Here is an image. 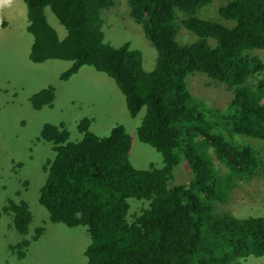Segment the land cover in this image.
Listing matches in <instances>:
<instances>
[{"label":"trees","instance_id":"1","mask_svg":"<svg viewBox=\"0 0 264 264\" xmlns=\"http://www.w3.org/2000/svg\"><path fill=\"white\" fill-rule=\"evenodd\" d=\"M25 1L34 35L29 58L71 60L64 79L83 65L111 76L131 116L145 107L138 137L163 155L161 167H135L123 124L99 136L85 117L80 140L70 139L64 123L43 125L39 138L55 155L44 161L39 201L51 221L87 228V264H235L264 256V215L239 218L215 209L236 183L234 176L264 171V59L254 51L264 48V0H127L130 15L158 50L152 70L129 42L114 46L105 40L100 10L114 0ZM46 6L68 29L64 38L48 22ZM182 28L189 33L182 31L179 40ZM196 72L225 83L234 91L231 101L215 106L195 96L186 77ZM55 98L51 84L31 101L41 110L53 107ZM209 147L227 173L216 169ZM182 160L192 176L172 183ZM131 198L148 202L133 220ZM26 200L9 197L2 207L20 234L33 221Z\"/></svg>","mask_w":264,"mask_h":264},{"label":"rangeland","instance_id":"2","mask_svg":"<svg viewBox=\"0 0 264 264\" xmlns=\"http://www.w3.org/2000/svg\"><path fill=\"white\" fill-rule=\"evenodd\" d=\"M224 1L212 3L220 5ZM213 10L217 12V8ZM100 11L105 40L114 46L129 42L141 52L143 67L152 70L158 50L145 35L141 22L130 15L128 1L114 0L110 7ZM45 15L59 37L64 38L68 29L49 6L45 8ZM5 21L7 24L2 23ZM225 22L231 24V20ZM27 25L25 0H0V264H87L86 249L91 242L87 228L51 221L48 210L39 201L40 188L47 176L44 161L55 155L51 144L39 138L43 125L64 123L70 139L80 140L83 133L79 123L85 117L91 119L90 130L99 136H107L114 126L123 124L132 138L129 157L135 167H161L163 155L138 137L137 128L145 107L135 117L131 116L124 95L111 76L92 65H83L64 79L61 74L70 67L71 60H31L34 35L27 30ZM182 31L189 33L182 28L177 36ZM254 51L264 59V48ZM186 83L195 96L206 98L215 106H225L234 95L225 83L204 72L188 74ZM51 84L56 88L54 106L35 108L31 96ZM208 150L216 169L227 173L228 167L218 160L213 148ZM185 162L182 160L176 166L172 183L190 180L192 172ZM258 173L250 178L234 176L236 183L228 185L231 186L223 192V195L227 193L223 200L215 204L216 211L239 218L264 215V171ZM9 197L15 201L25 198L30 205L33 221L27 234L19 235L10 226V213L2 208ZM147 206L148 202L131 198L129 218L133 220ZM133 213L136 215L132 216ZM41 226L45 230L34 237L36 228ZM24 240L29 244L23 243ZM20 251L24 253L21 258ZM235 264H264V256H246Z\"/></svg>","mask_w":264,"mask_h":264},{"label":"clouds","instance_id":"3","mask_svg":"<svg viewBox=\"0 0 264 264\" xmlns=\"http://www.w3.org/2000/svg\"><path fill=\"white\" fill-rule=\"evenodd\" d=\"M28 11V10H27ZM28 17V16H27ZM48 20V19H47ZM6 21H7V19H6ZM6 21L5 22H2L3 24H7L6 23ZM8 22V21H7ZM29 23H30V21H29V18H28V25H29ZM28 25H27V30H28ZM31 225V224H30ZM79 226V225H78ZM29 229H30V227H29ZM37 229V228H36ZM30 231V230H29ZM27 234V233H26ZM19 235H22V234H19ZM38 235V233H37V230H36V233H35V235H34V237H36ZM27 241V240H26ZM28 244H29V241H28ZM27 244V245H28ZM12 245V244H11ZM10 245V246H11ZM12 247H14V245H12ZM20 256V255H19ZM20 258H21V256H20Z\"/></svg>","mask_w":264,"mask_h":264},{"label":"crops","instance_id":"4","mask_svg":"<svg viewBox=\"0 0 264 264\" xmlns=\"http://www.w3.org/2000/svg\"><path fill=\"white\" fill-rule=\"evenodd\" d=\"M5 1V0H4Z\"/></svg>","mask_w":264,"mask_h":264}]
</instances>
